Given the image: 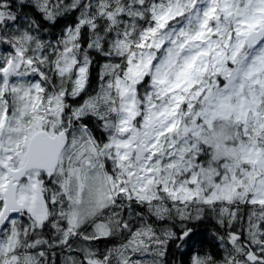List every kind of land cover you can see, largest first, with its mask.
I'll use <instances>...</instances> for the list:
<instances>
[{"label": "snow or ice", "instance_id": "1", "mask_svg": "<svg viewBox=\"0 0 264 264\" xmlns=\"http://www.w3.org/2000/svg\"><path fill=\"white\" fill-rule=\"evenodd\" d=\"M0 264H264V0H0Z\"/></svg>", "mask_w": 264, "mask_h": 264}]
</instances>
